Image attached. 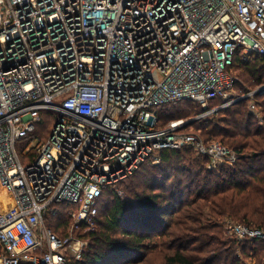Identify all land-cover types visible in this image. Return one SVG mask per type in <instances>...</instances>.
<instances>
[{"label": "built area", "instance_id": "built-area-1", "mask_svg": "<svg viewBox=\"0 0 264 264\" xmlns=\"http://www.w3.org/2000/svg\"><path fill=\"white\" fill-rule=\"evenodd\" d=\"M236 56L264 57V0H0V264L82 259L105 189L123 196L117 184L163 150L236 163L185 125L242 98L264 123V84L239 92ZM182 100L202 113L161 126L158 109ZM45 113L48 137L19 153ZM228 227L264 239V228Z\"/></svg>", "mask_w": 264, "mask_h": 264}, {"label": "trees", "instance_id": "trees-1", "mask_svg": "<svg viewBox=\"0 0 264 264\" xmlns=\"http://www.w3.org/2000/svg\"><path fill=\"white\" fill-rule=\"evenodd\" d=\"M233 72L239 92L255 89L264 84V57L244 61L236 56ZM257 101L264 112V94ZM222 103L215 98L210 108ZM200 113L202 108L187 100L158 109L161 126ZM44 115V122L22 142L48 137L54 118ZM193 124L206 141H220L236 151L237 162L210 168L209 158L189 147L163 150L160 163L146 160L117 184L125 196L112 187L105 189L96 229L85 235L89 245L83 258L67 264H139L149 254L161 264H246L243 255L251 253L258 257L257 264H264V239L222 247L224 230L218 223L229 217L264 228V123L249 111L245 99ZM50 225L60 231L59 224Z\"/></svg>", "mask_w": 264, "mask_h": 264}, {"label": "rangeland", "instance_id": "rangeland-1", "mask_svg": "<svg viewBox=\"0 0 264 264\" xmlns=\"http://www.w3.org/2000/svg\"><path fill=\"white\" fill-rule=\"evenodd\" d=\"M25 141H27V139ZM24 146H25L24 141L23 142L22 141L19 142V144H18L19 153L22 152ZM141 180H142V177H139L138 181L141 182ZM126 195L128 196V194H126ZM123 196H125V195H123ZM211 221L214 222L216 220L211 218ZM229 222L241 223V222H239L237 220H234V219H231L229 217H226L225 219H222V220L218 221V223L220 225L222 224L221 226H222V229L224 230L223 233L220 236L221 240L223 241L221 244H222V247H224L225 245L230 247L233 244H234V246L237 247L236 241L242 242V241H246V240H239L234 234L231 233V231H230V229L228 227V223ZM251 256H253V257H251ZM243 257L245 258L244 263H246V264H257L258 257L255 254L251 253L250 256L246 257L245 255H243ZM139 264H161V263H160V259L159 258H157L156 256H152V254H149L148 258L144 262L139 263Z\"/></svg>", "mask_w": 264, "mask_h": 264}, {"label": "water", "instance_id": "water-1", "mask_svg": "<svg viewBox=\"0 0 264 264\" xmlns=\"http://www.w3.org/2000/svg\"><path fill=\"white\" fill-rule=\"evenodd\" d=\"M258 93L263 94V93H264V89L260 90ZM245 99H246V98H242V99H240L239 101H243V100H245ZM237 102H238V101H237ZM194 122H195V120H190V121L187 122L185 125L188 126V125L193 124Z\"/></svg>", "mask_w": 264, "mask_h": 264}]
</instances>
